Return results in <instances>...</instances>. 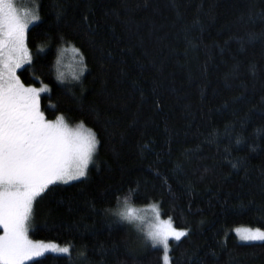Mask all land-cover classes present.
Segmentation results:
<instances>
[{"label":"trees","instance_id":"1","mask_svg":"<svg viewBox=\"0 0 264 264\" xmlns=\"http://www.w3.org/2000/svg\"><path fill=\"white\" fill-rule=\"evenodd\" d=\"M36 1L32 63L18 75L49 86L48 119L82 123L100 143L86 177L34 205L31 236L71 257L27 264H163L159 246L106 211L125 198L187 230L169 243L171 264H264V243L234 231L264 228V0ZM67 47L86 70L73 79L75 62L61 82Z\"/></svg>","mask_w":264,"mask_h":264},{"label":"snow or ice","instance_id":"2","mask_svg":"<svg viewBox=\"0 0 264 264\" xmlns=\"http://www.w3.org/2000/svg\"><path fill=\"white\" fill-rule=\"evenodd\" d=\"M39 19L38 8L29 11L18 7L15 0H0V264H27L46 253L71 257L74 249L70 246L30 238L34 205L51 186L86 177L100 143L96 133L82 123L73 129L63 115L46 119L41 95L50 89L47 85L26 86L17 75L18 70L32 63L27 33ZM63 51L67 49L61 55ZM71 51L80 56V73L73 76L79 80L86 70L83 55L75 47ZM57 79L63 82L64 74L58 73ZM242 142L236 139L237 145ZM117 203H121L119 198ZM150 207L155 222L145 233V243L159 246L163 264H171L169 241H180L188 232L177 229L171 218L161 220L158 204ZM106 211L138 230L137 222L144 221L128 198L123 207ZM234 231L240 241L264 243L262 227H237Z\"/></svg>","mask_w":264,"mask_h":264},{"label":"rangeland","instance_id":"3","mask_svg":"<svg viewBox=\"0 0 264 264\" xmlns=\"http://www.w3.org/2000/svg\"><path fill=\"white\" fill-rule=\"evenodd\" d=\"M16 4L18 7H21V8H27L29 11H36L37 10V1L36 0H15ZM37 22V21H35ZM35 22H33L32 24H34ZM31 24V25H32ZM30 25V26H31ZM29 26V27H30ZM71 48L73 47H67V48H63L62 50H65L67 49V51H63V55H61V52L59 54V58H58V61H59V64H57V71L58 73H63L64 74V78H67L68 76H71V72L74 70V64L75 62L78 64V66L80 65L79 63V59H80V56L73 53L71 51ZM76 60V61H75ZM81 66V65H80ZM73 69V70H72ZM17 75H18V72H17ZM46 84H43L39 87H42ZM27 86V85H26ZM47 87L49 88V86L47 85ZM43 94V93H42ZM46 117V116H45ZM46 119H48L46 117ZM56 119V118H55ZM55 119H49V120H55ZM67 124L69 125L70 128H77L78 125H80L81 123H70L69 121H67V119H65ZM84 125V124H83ZM85 128L87 129H90L88 128L87 126L84 125ZM98 151V149H97ZM97 154V153H96ZM96 154L95 156L93 157V159H95L96 157ZM90 166V165H89ZM151 205L149 206H145V207H137V206H134L136 207L140 212L141 214L144 216V221L142 223L140 222H137L139 224V229H140V232L142 233V235L145 237V233L146 231L148 230L149 226L155 222L154 220V216H153V213L151 211ZM123 207V206H122ZM161 220H168L167 218H164L162 217L161 215ZM31 225H32V228H33V220L31 222ZM174 225V224H173ZM178 229V228H177ZM180 230H185V229H180ZM187 231V230H185ZM3 234V229L0 228V235ZM29 236L31 239L33 240H36L34 239L32 236H31V231L29 232ZM38 241H45V242H54V241H46V240H38ZM171 241V240H170ZM169 241V243H170ZM57 243V242H55ZM59 244V243H57ZM61 246H66L67 244H59ZM67 246H70V245H67ZM29 262V261H28Z\"/></svg>","mask_w":264,"mask_h":264}]
</instances>
